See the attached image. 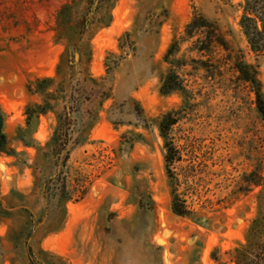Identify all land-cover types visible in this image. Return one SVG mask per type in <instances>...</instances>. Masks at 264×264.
Returning a JSON list of instances; mask_svg holds the SVG:
<instances>
[{
  "label": "rangeland",
  "instance_id": "rangeland-1",
  "mask_svg": "<svg viewBox=\"0 0 264 264\" xmlns=\"http://www.w3.org/2000/svg\"><path fill=\"white\" fill-rule=\"evenodd\" d=\"M89 1L0 0V264H235L234 249L247 243L254 220L264 224V116L255 95L219 83L194 92L186 109L183 94L159 87L164 54L197 11L219 25L230 65L238 57L256 69L264 98V52H253L241 31L243 0H106L81 35ZM73 44L82 53L79 70L104 78L110 97L64 168L70 196L87 192L58 205L45 198L54 169L41 152L61 106L52 102L32 132L25 109L44 104L29 84L67 80ZM232 74L224 73L226 82ZM180 108L172 134L198 148L188 199L194 212L184 216L170 210L158 128L165 112ZM261 231L256 264H264Z\"/></svg>",
  "mask_w": 264,
  "mask_h": 264
},
{
  "label": "trees",
  "instance_id": "trees-1",
  "mask_svg": "<svg viewBox=\"0 0 264 264\" xmlns=\"http://www.w3.org/2000/svg\"><path fill=\"white\" fill-rule=\"evenodd\" d=\"M106 0H90L86 12L78 23L82 35L89 30ZM243 13L239 25L249 48L255 53L264 52V0H243ZM225 52V53H223ZM230 46L225 40L219 25L195 11L185 23L182 33L169 44L164 61L168 68L161 77L159 91L162 94L179 92L185 96L186 109L193 105L194 92L205 91V87L221 83L219 87L239 92L248 88L255 95L257 112L264 116V98L262 84L257 78L256 69L236 57L230 65ZM82 53L79 45L73 44L66 51L68 65L67 80L54 77H43L36 81L32 93L40 94L44 104L28 105L25 109L27 132H32L40 115L51 109V103H57L61 110L56 114V125L51 136L45 142L41 155L52 164L53 174L47 178L44 186L45 198L48 202L56 201L64 205L69 200L77 201L86 194L80 191L75 198L67 190V176L64 172L72 147L80 142L84 131L92 126L97 110L110 97V87L106 88L102 77H92L79 70ZM118 59V58H117ZM110 73L112 65L106 64ZM227 70L233 74L225 81L223 75ZM223 80V81H222ZM196 89V90H194ZM183 109L165 112L158 123V128L165 148V169L170 186V210L179 216L191 215L194 212L191 195L195 194V166L198 159V148L188 136L175 137L173 128L178 124ZM5 114L0 109V148L6 143L3 131ZM181 141V142H180ZM106 159L110 153L103 150ZM106 152V153H105ZM260 170L253 175L261 178ZM183 186L182 189L180 187ZM193 200V199H192ZM260 220H254L247 238L241 248H235L232 255L235 264H256L252 256L260 247L258 242L261 228Z\"/></svg>",
  "mask_w": 264,
  "mask_h": 264
}]
</instances>
